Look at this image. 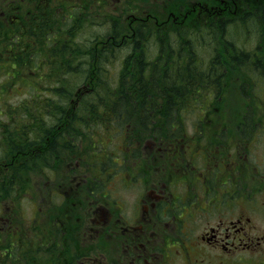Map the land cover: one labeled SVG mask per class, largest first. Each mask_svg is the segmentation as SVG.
I'll return each instance as SVG.
<instances>
[{"label":"flooded vegetation","instance_id":"af4514ba","mask_svg":"<svg viewBox=\"0 0 264 264\" xmlns=\"http://www.w3.org/2000/svg\"><path fill=\"white\" fill-rule=\"evenodd\" d=\"M153 2L159 3L161 11L151 9ZM260 2L219 0L214 5L202 6L208 14H224L229 19L228 38L232 44L229 57L224 56L226 52L209 58L192 55L197 67L208 66L202 73H232L235 89L243 75L238 71L248 70L251 75H262L259 80L264 79V21L259 17L261 26L257 34L247 28L258 25L253 20ZM1 5L0 14L20 26L55 23V15L62 14L64 22L72 25L73 37L66 41L72 50L70 59L73 63L78 60L75 56L84 59V64L80 61L75 66H84L82 72L86 71L87 78L94 72L92 53L97 56L96 42L92 45L97 37L84 32L90 23L113 17L129 19L137 42L130 50L134 52V46L142 39L137 34L140 23L164 16L168 21L165 27L172 22L166 28L170 36L175 37L179 28L183 32L179 40L185 39V19L197 10L194 4L185 9L184 0H3ZM239 15H246L248 20L243 27L233 23ZM232 26L245 35L238 34L236 39ZM44 38L46 51L49 45L58 47L57 30ZM98 39L103 55L101 69L107 72L105 39ZM238 40L247 42L242 44ZM143 43L146 46L143 41L139 46ZM119 45H124L123 40ZM182 47L186 48L180 46V50ZM124 50L130 52L121 49ZM57 58L51 61L53 64H47L49 73L54 72ZM182 59V66L186 67L187 55ZM101 83L99 79H86L77 89ZM216 85L206 83L198 89ZM261 85L264 87V80ZM248 99L256 112L259 100ZM76 100L80 99L59 102ZM63 111L0 123V189L5 193L16 187L18 195L22 187H28L33 195L34 214L21 225L13 211L19 205L16 199L1 200L0 233L10 239L19 235L25 244L19 248L22 264H264V153L262 161L256 155L252 160L246 159V143L253 139L254 125L262 122L264 134V111L258 109L256 118L253 114L249 121L238 115L231 122L236 127L234 134L228 127L224 132L223 127H218L211 133L203 129L201 134H190L186 122L182 124L187 128L183 133L177 132L174 121L170 123L173 127L159 120L143 123L144 140L132 141L126 135L122 148L104 165L87 164L82 153L81 127L89 122H82L79 113ZM144 112L142 108L136 116L142 118ZM226 120L229 119L219 118L217 124ZM100 124L105 127V123ZM93 129L95 133L96 128ZM140 149L141 153L135 151ZM139 181L142 188L134 203L128 204L122 194L113 196L123 188L139 186ZM7 184L10 186L6 188ZM5 206L9 207L6 213ZM13 248L10 243L5 249L13 253Z\"/></svg>","mask_w":264,"mask_h":264},{"label":"trees","instance_id":"16d2710c","mask_svg":"<svg viewBox=\"0 0 264 264\" xmlns=\"http://www.w3.org/2000/svg\"><path fill=\"white\" fill-rule=\"evenodd\" d=\"M218 1L184 0L185 9H190L191 4H194L195 8H197L196 11L190 13L185 19L187 24L184 29L186 34L185 39L181 38L179 40L180 34L183 33L179 28L175 30V33H177L175 37L170 36L166 28L168 29L172 25V22L170 21L171 23L165 27L168 21L164 16L154 18L153 21H143L137 26V34L138 38H142L140 44L142 41L147 42V44L146 46L144 43L142 46H139L140 44L137 46L133 45L134 52L130 50L132 44L137 42L134 41L129 19L115 20L113 17L111 19L105 18L102 22L89 24L90 26L94 24L96 26H106L109 24L108 30L99 32L100 35L97 32L92 33L93 31L90 30L87 34V36L97 37L96 40L92 41V45L96 42L95 49H97V56L96 53H92V70L94 72L92 76L89 75V78L85 76V79H93L95 81L99 79L102 83L92 85L89 89L90 92L85 91V93L88 92L85 97L87 100L80 101L79 109L74 111L86 114V116L81 117L85 122L89 121L90 118L98 123L97 126L103 122L106 128L118 125L121 130L125 125L132 123V121H129L132 118V114L140 115L138 113L141 112L142 108H145L144 114L142 113L141 115V125L135 126L136 133L133 135V138L140 140L141 134L139 135V132L141 130L143 132L142 127L145 126H143V123H149L150 120H159L161 123L168 122L169 126H172L170 123L174 121L177 132H180L183 129L182 124L186 119L182 113L185 111V107H190V101L195 100V102L202 104L203 109L202 118L198 120V134H201L203 129L207 133H211L217 129L220 125L217 124V121L222 117L229 119L221 124L220 127H223L222 132L227 131L224 128L228 127V131L234 134L236 127L231 122H234V119L242 114L249 121L250 116L257 113L254 111L255 105L249 101V97L245 98L239 95L237 90L231 89L224 76H222L223 74L215 76L210 72L202 73V71H207L208 66L200 65L203 68L199 69L196 63L192 61L193 58H191L192 55L209 58V55L213 57L217 54L223 55L225 52L224 56L229 57V43L231 42L228 38L230 36L229 27L231 25L229 19L224 14H208L202 7L203 5H214ZM258 7V12L255 14V19L253 20L255 23H261V20L264 21V0H261ZM234 24L239 25L235 22ZM23 25L20 26L13 20H7L0 14V70L1 72H8L6 73L7 86L0 88V92L1 94L3 91L8 92L9 88L15 86L16 83L26 84L31 78H34L33 80L36 81L35 84L28 83V85H31V88L34 89L38 85L46 87H43L44 90L38 91L34 97L32 95L29 98L31 101H37L36 105H32V103L24 100L23 103L16 106H7L6 110L9 114H6L10 118H24L28 116L39 117L60 114L62 110L66 113L68 105L63 104L59 106L56 100V93L58 94L59 92L61 94V91H64L61 94L64 98H72L76 89L72 87L71 83L73 81L79 82V75L82 74L81 72H72L80 69L70 59L72 50L68 49L69 45L66 43L69 38L71 40L73 37L72 25L64 22L62 14L55 15V23L47 22L40 26H37L35 23ZM56 30L59 41L58 47L54 48L49 45L48 51H46L44 48L46 46V39L44 37L47 34L51 35ZM236 33L237 35L239 34L238 32ZM101 35L105 37L107 59L109 58L110 62L114 61L110 54L119 51L118 46H120L119 44L122 43V40L124 46H121V48L130 51L129 53H125L123 62L118 68L119 72L116 70V66L111 67V70L107 67V72L101 69V47L98 39L102 37ZM125 39H128V41H125ZM173 41H175L176 45ZM180 41L181 43H179ZM42 46L43 48H41ZM180 46H186V48L182 47L180 50ZM185 49L187 50V54L185 53ZM42 51L43 53H41ZM57 51L58 54L54 53ZM186 55V67H183L182 65L185 61L182 58L186 57ZM57 56L58 58L55 60L57 63L55 62L56 65H53L55 67L54 72L46 74L44 78L42 77L43 79H39L41 77L39 71L45 67L44 62H51ZM81 58L75 56L74 59L80 61ZM51 63L53 64V62ZM218 66L220 65L218 64ZM98 67L100 69H97ZM220 68L223 69L222 66ZM45 71L43 72L45 73ZM219 82H221V85ZM45 83H49V85ZM59 83L63 87L58 88L60 87ZM206 83L217 85L210 89H198V87ZM51 84L56 85L52 86ZM222 87L230 89L231 95L229 100L224 99V95H221V98H217L218 91ZM85 93L81 95L82 98H84ZM206 93L207 97L212 96V98H204ZM231 97L233 98L231 99ZM250 107L251 111L243 112L245 108ZM74 111L72 110L71 112L73 113ZM109 111H113V113ZM214 111L217 113V117H213ZM203 123L206 125V128H203ZM249 130L247 128V132ZM129 139L131 138L129 137ZM24 175L22 174V178H24ZM9 186L7 184L6 188ZM1 239H3V235L0 233ZM13 249V253L9 252V255H7L2 250L0 243V261H3L2 263H7L10 257H12L13 261H16L15 263H22L23 260H21L20 256L23 254L20 255V251L16 247Z\"/></svg>","mask_w":264,"mask_h":264},{"label":"rangeland","instance_id":"374dc122","mask_svg":"<svg viewBox=\"0 0 264 264\" xmlns=\"http://www.w3.org/2000/svg\"><path fill=\"white\" fill-rule=\"evenodd\" d=\"M2 1V0H1ZM159 3L158 2H153L152 3V10L158 9L159 11H161L162 8L158 7ZM2 11V5L0 4V12ZM249 11L250 8H249ZM249 14H251V12H249ZM248 15V14H247ZM246 15L242 16L239 15L238 17L233 18V23L235 21H238L237 24L241 25L243 27V25L245 24V21L248 20H244V17ZM173 19V18H172ZM91 24V23H90ZM260 26L261 24L258 22V25L256 27H247L249 29L252 30V33H256L260 32ZM241 27V28H242ZM109 28V24L105 25H101V26H96L95 24L93 26L88 27L87 32L93 31L92 33L96 32H105V30H108ZM232 30L235 34L236 39H238V35L236 32L239 33V35L243 34V36L245 35V32L242 30L240 32V30L236 29V27L232 26ZM125 41H128V39H125ZM238 42L245 44L247 41L245 40H238ZM251 41L248 43L249 47L251 46ZM230 47H232V44H230ZM121 46L124 45H120L119 47V51L118 52H113V54L111 53L110 56L112 57V59L114 61L110 62L109 59V66L110 67H114L116 66V70L119 72L117 66L121 65V62L123 60V56L126 53V51H121ZM106 57H108L106 55ZM82 62H83V58H81ZM110 63H112V66L110 65ZM203 68V66H199V69ZM112 69V68H111ZM116 71V73H117ZM6 71H2L0 70V88H3V86H7V77H6ZM74 73H79L74 71ZM238 74L243 73V75H241V79L238 80V87L235 89L234 85L236 83V79H235V75L232 73L228 74V75H224V78L227 81V84H229L231 89L237 90L238 94L245 97V98H256L259 101L257 102V106H256V112H260L259 110L264 111V101H261V99H264V87H262L261 82L264 79L259 80L260 78H262V75L256 76V74L251 75V73L247 70H242V71H238ZM34 78H31L28 80V82L30 84H33V82H35V80H33ZM253 79L259 80L258 83H254V82H250V80L253 81ZM214 81V80H213ZM74 83H76L75 81H73ZM77 84V83H76ZM81 84H79L78 86H80ZM63 87V86H61ZM60 87V88H61ZM29 86H27V84H19V85H15L13 87H11V89L8 90V92H4L1 94L0 92V110H2V112H0V116L2 120L10 118L6 113V107L5 104H11V106H16V104H21L23 103L24 100H26L27 98H30V96L32 95L31 92H29ZM221 90L218 91L217 95H224V99L229 100V97L231 95L230 89H226L224 87L220 88ZM239 90V91H238ZM64 91H61V94ZM90 92V91H88ZM86 92V93H88ZM86 93L84 98L81 99V97L77 98V99H81L80 101H85L87 100L86 97ZM36 93H33V95H35ZM59 95H61L58 92ZM76 96V95H75ZM212 98V96H209ZM207 97V93L205 94L204 98H209ZM74 98V97H73ZM210 98V99H211ZM233 97H231L232 99ZM89 99V98H88ZM209 99V100H210ZM190 105V107H185V111L182 113L185 115V117L187 118L185 120L186 125L188 126L189 132L190 134H195V132H197L199 130V124H198V120L200 118H202L203 115V109H202V104L198 103V102H194ZM261 102V103H260ZM70 106H72V104L70 103ZM202 109V110H201ZM225 110V109H224ZM229 110V109H227ZM251 111V107L250 108H245L243 110L244 111ZM214 116L213 117H217V113L214 111ZM9 114V113H8ZM83 115V114H81ZM257 114L252 116L253 118H256ZM244 117V115L242 114V118ZM129 121H132L131 124H127L124 127H122V129L120 130L119 126H109V128L103 127L102 125H95L92 123H89V126H95V133L94 134H87V136L83 137V154H84V158L85 160L88 162L87 164L89 165H94V164H102L104 165V162H109L114 158V153L119 152L118 149L122 148L123 146V142H124V137L126 135H129V137L133 140H137L136 138H133V135L136 133L135 130V126H140L141 122H142V118L140 116H136V114H132V118L129 119ZM152 120H150L151 122ZM245 121V120H244ZM264 122V120H263ZM205 124L208 126V124L205 122ZM204 123L202 124L204 126V128H206V125ZM262 122L259 123L258 125H254V129H253V125L252 128L254 133H253V138L250 143L248 144V142L246 143V152L248 153V157H246L247 161L252 160V156L256 155V157L258 158L259 161H262L263 159V154L264 153V134L262 131ZM221 125H219L218 127H220ZM141 128V127H139ZM89 129H91V127H89ZM187 130V128H183L182 130H180L179 133H183V131ZM141 134V135H140ZM140 135V139H142V130L141 132H139ZM245 136H250V134L245 135ZM147 139V138H146ZM144 140V139H142ZM138 141V140H137ZM134 145H136V143H134ZM89 146V147H88ZM248 147L250 149V151L248 150ZM136 152L141 153L143 150H135ZM146 151V150H145ZM144 151V153H145ZM110 155V156H109ZM255 159V158H254ZM89 160V161H88ZM256 161H258L257 159H255ZM138 180H135V182H137ZM139 186H134L132 188H123V191H118L114 193V197H118L119 194H122L121 197H125L127 199V203L128 204H132L134 203V200L136 198L137 195L140 194V189L142 188L141 182L139 181L137 183ZM31 192L32 190L29 188L23 189V195H24V199L22 201H20L18 204V207L15 206L13 208V211H15V214H17L16 217V222L17 224L21 225V223H23L25 221V219L27 218L28 221L31 220L33 213V199H31ZM13 197H10L11 199H15L16 195L14 192H12ZM3 196V195H2ZM113 200V199H111ZM47 202V201H46ZM45 209V204H43L42 206ZM8 206L4 207V213H6L8 211ZM43 209V210H44ZM1 213H3V209H2V204L0 203V215ZM23 215L25 216V218L23 217ZM14 231L17 229L14 223ZM19 235L16 234L13 236V239H10L9 236L6 234L3 236V244L4 245H8L10 244V242H13V247L18 246L19 248H22L25 244L21 241V238L19 239ZM4 249V246L2 247ZM19 251H21V249H19ZM9 260H7V263H2L3 261H0V264H22V263H15L16 261L12 260V257L8 258ZM171 263H172V259H171Z\"/></svg>","mask_w":264,"mask_h":264},{"label":"bare ground","instance_id":"6f19581e","mask_svg":"<svg viewBox=\"0 0 264 264\" xmlns=\"http://www.w3.org/2000/svg\"><path fill=\"white\" fill-rule=\"evenodd\" d=\"M148 111V110H147Z\"/></svg>","mask_w":264,"mask_h":264}]
</instances>
